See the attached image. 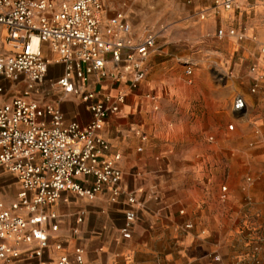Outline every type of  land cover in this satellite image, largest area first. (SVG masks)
Wrapping results in <instances>:
<instances>
[{
  "label": "crops",
  "instance_id": "0c3cea01",
  "mask_svg": "<svg viewBox=\"0 0 264 264\" xmlns=\"http://www.w3.org/2000/svg\"><path fill=\"white\" fill-rule=\"evenodd\" d=\"M236 2L240 11L222 9L219 15L211 13L205 20L193 22L192 14L211 6L213 0H178L175 5L173 0H147L141 9L153 15L154 26L148 23L146 13L138 14L132 23L129 18L127 21L135 40L142 39L148 28L168 32L182 23H188L189 29L201 35L213 34L216 28L243 26L248 37L254 38L248 40L247 49H255L258 56L264 42V0ZM113 15L110 11L105 14ZM226 42L228 49L235 48L232 39ZM9 51L6 32L0 27V53ZM43 53L50 67L45 83L33 98L61 109L67 122L86 125L92 117L87 106L74 97L65 98L57 85L65 65L50 46H43ZM154 53L147 62L148 76L140 92L129 96L121 112L108 118L100 132L110 144L109 156L120 155L117 166L123 177L117 200H112L108 187L92 200L63 192L54 205L44 208L46 213L55 215L43 226L49 236L48 249L42 258L24 264H56L62 255H68L72 264H79L78 260L82 264H264V189L258 183H241L236 166L240 157L243 161L252 160L261 151L248 149L234 154L228 179L224 181L222 154L209 155L206 148L193 146L181 123L169 124L163 110L153 112L141 96L152 89L151 85L156 86L159 78ZM149 64L154 66L151 70ZM255 67L264 73L261 50ZM88 87L99 94H114L122 85L92 75ZM25 88V82L0 78V106L20 97ZM41 92L54 99L37 97ZM176 94L182 95L180 104L170 102V106L183 111L191 93ZM262 100L264 103V94ZM254 111L249 113L247 109L245 115H249L237 127L235 137L250 142L255 136L252 132H256L257 140L264 143V104L261 111ZM224 186L228 190L226 201L221 200ZM131 196L135 199L136 222L131 238L124 239L121 230ZM53 226H57L56 231ZM57 245L62 250H57ZM242 245L247 251L241 254L238 249ZM35 246L23 245L21 251ZM77 249L82 253L78 255Z\"/></svg>",
  "mask_w": 264,
  "mask_h": 264
},
{
  "label": "built area",
  "instance_id": "2783aa9c",
  "mask_svg": "<svg viewBox=\"0 0 264 264\" xmlns=\"http://www.w3.org/2000/svg\"><path fill=\"white\" fill-rule=\"evenodd\" d=\"M218 6L231 11L237 2L222 0ZM211 13L218 12L215 8L202 11L200 19ZM0 27L11 48L0 53V78L26 84L20 97L0 106V174L9 173L19 185L13 203L7 206L0 201V264H24L42 258L48 249L49 236L43 226L55 215L44 208L54 205L63 192L92 200L108 187L114 202L120 195V155L109 156L110 144L100 132L106 120L119 114L129 96L139 93L146 82L147 62L156 49L157 36L148 33L135 40L125 14L106 17L102 0H0ZM229 34L239 41L245 38L244 30L237 34L232 29ZM218 36L224 37V30L220 29ZM45 45L65 65L57 82L65 98L78 99L90 111L92 117L86 125L67 122L61 109L33 98L50 67L43 53ZM260 50L264 55V42ZM192 73V66L186 64V75ZM92 75L122 87L114 94H99L88 87ZM141 96L153 112L160 110L157 94L148 91ZM247 108L246 97L236 95L233 116ZM234 128V124L229 125V130ZM208 139L214 141L212 136ZM227 192L224 186L222 201L227 200ZM128 205L121 230L124 239L131 238L136 222L132 196ZM34 244L32 249L21 251L23 245ZM56 249L62 250V246ZM56 264L72 262L68 255H62Z\"/></svg>",
  "mask_w": 264,
  "mask_h": 264
},
{
  "label": "rangeland",
  "instance_id": "374dc122",
  "mask_svg": "<svg viewBox=\"0 0 264 264\" xmlns=\"http://www.w3.org/2000/svg\"><path fill=\"white\" fill-rule=\"evenodd\" d=\"M59 2L60 0H52ZM104 14L107 11L115 14L123 12L126 18L132 23L138 14H147L148 23H156L152 19V14L148 10L141 9L147 0H102ZM178 0H173L177 3ZM184 1V0H183ZM222 0H213L211 6L204 7L192 14L190 19L193 22L203 21L200 13L205 10L216 9L219 15L223 10L218 6ZM240 11V8L229 12ZM220 12V13H219ZM136 29V26H134ZM222 29L225 36L220 38L218 31ZM235 30L238 34L244 30L245 38L238 40L235 35H230V30ZM245 27L241 28H216L213 34L201 35L197 30L190 28L188 23L174 25V29L163 32L157 28H148L143 31L142 38L148 33L157 35L155 56L158 58L155 70L159 78L155 85H151L149 91L155 93L160 98V111L170 121L169 124L181 123L184 130L191 139V144L197 148L204 147L209 155L222 154V174L226 181L230 173V162L234 154L247 151L248 149L261 151L252 160L243 161L239 158L237 163L238 178L241 183L261 184L264 189V143L257 140L256 132H252L250 142H245L243 137H235L237 127L246 122L249 113L258 111L263 107L264 94V73L259 69L253 70L258 56L255 49H247L249 38ZM235 42V48L228 49L227 40ZM153 54V55H154ZM186 64L192 66V75H186ZM154 67L149 64V70ZM4 85V83H2ZM255 89V93L252 90ZM177 92H190L187 99L188 107L183 111L172 109L171 103L180 104L182 95ZM174 99L171 101V94ZM206 95V100L205 96ZM237 94L247 96V115L242 114L236 118L231 113L234 97ZM43 92L36 94L42 98ZM252 97L254 100H252ZM46 99H54L52 96H45ZM171 102V103H170ZM204 104L200 107V104ZM178 119V120H177ZM234 124V130H229V125ZM214 141H209V137ZM214 162L213 160L211 163ZM19 185L12 175L6 172L0 174V201L9 206L16 200ZM242 254L247 251V247H239Z\"/></svg>",
  "mask_w": 264,
  "mask_h": 264
},
{
  "label": "bare ground",
  "instance_id": "6f19581e",
  "mask_svg": "<svg viewBox=\"0 0 264 264\" xmlns=\"http://www.w3.org/2000/svg\"><path fill=\"white\" fill-rule=\"evenodd\" d=\"M248 109V108H247ZM247 111V110H246ZM246 111L245 112H243L242 114H245L246 113ZM242 114H237V116H239V115H242Z\"/></svg>",
  "mask_w": 264,
  "mask_h": 264
}]
</instances>
